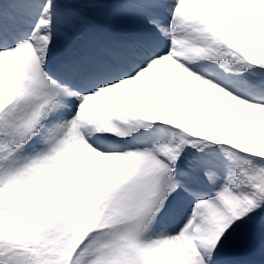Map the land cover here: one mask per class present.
<instances>
[{
    "label": "snow or ice",
    "instance_id": "6c2138e0",
    "mask_svg": "<svg viewBox=\"0 0 264 264\" xmlns=\"http://www.w3.org/2000/svg\"><path fill=\"white\" fill-rule=\"evenodd\" d=\"M0 264H264V0H0Z\"/></svg>",
    "mask_w": 264,
    "mask_h": 264
}]
</instances>
